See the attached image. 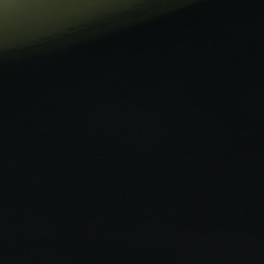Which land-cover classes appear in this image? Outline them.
I'll return each instance as SVG.
<instances>
[{"label": "water", "instance_id": "1", "mask_svg": "<svg viewBox=\"0 0 264 264\" xmlns=\"http://www.w3.org/2000/svg\"><path fill=\"white\" fill-rule=\"evenodd\" d=\"M0 264H264V0H0Z\"/></svg>", "mask_w": 264, "mask_h": 264}]
</instances>
